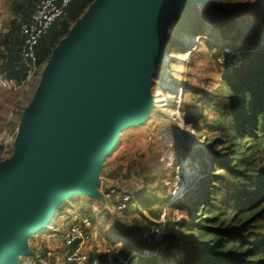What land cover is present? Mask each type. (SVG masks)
Instances as JSON below:
<instances>
[{"label": "rangeland", "instance_id": "rangeland-1", "mask_svg": "<svg viewBox=\"0 0 264 264\" xmlns=\"http://www.w3.org/2000/svg\"><path fill=\"white\" fill-rule=\"evenodd\" d=\"M23 1L0 0V46L4 47L0 49V83L4 78L1 61L5 62L6 56L14 57L4 53L8 49L3 44L4 35L7 37L15 28L20 14L18 6ZM82 1L73 0L68 9L73 12L76 4ZM262 16L264 0H206L205 4H193L181 12L174 20L166 49L155 66L151 83L155 103L150 115L124 127L113 151L96 163L99 178L131 195L133 204L127 211L110 212L113 205L104 197L79 192L62 195L46 229L26 236L33 248L28 250L34 253L20 254V264H45L42 260L45 247L48 243L57 245L60 242L77 214H86L92 221L93 238L89 243L94 250L98 243L102 249L111 248L125 256L133 251L145 254L139 264H195L187 251L193 247L194 238L182 231V225L187 217L184 205L191 197H196L200 187V181L192 182L189 173L195 171L194 164L199 159L203 162L207 157L201 151L207 144L208 130L203 125L197 127L189 123L188 115H198L203 106L209 105L214 98L211 92L225 79L226 69L235 76L244 70L247 50L256 55L262 53ZM83 18L84 15L76 21L69 19L68 30L61 28L66 18L59 19L49 32L55 35L60 28L56 45L64 41ZM246 28L256 30L258 38H247L241 31ZM43 50L41 45L37 52ZM51 59L52 54L40 62L41 74L27 88L13 91L0 85V131L15 103L21 110L15 122L21 125ZM0 149L1 163L18 153L21 147L15 140L8 150L2 152ZM205 173L201 176L203 179H206L207 170ZM163 214L164 223L160 221ZM159 223L164 225L162 235L166 242L146 246L141 233L148 226ZM200 223L205 226V222ZM12 253L6 254V261L13 262L17 257Z\"/></svg>", "mask_w": 264, "mask_h": 264}, {"label": "water", "instance_id": "water-1", "mask_svg": "<svg viewBox=\"0 0 264 264\" xmlns=\"http://www.w3.org/2000/svg\"><path fill=\"white\" fill-rule=\"evenodd\" d=\"M198 2L95 0L53 50L21 121V149L0 163V264L32 253L26 236L46 229L62 195L101 197L96 163L120 129L148 117L157 57L174 20Z\"/></svg>", "mask_w": 264, "mask_h": 264}, {"label": "trees", "instance_id": "trees-1", "mask_svg": "<svg viewBox=\"0 0 264 264\" xmlns=\"http://www.w3.org/2000/svg\"><path fill=\"white\" fill-rule=\"evenodd\" d=\"M94 1L83 0L73 12L68 9L61 28L68 30L69 19L83 16ZM22 9L19 4L18 11ZM15 27L19 33L20 26ZM59 36L60 28L41 39L40 62L58 46ZM23 45V40L18 43L20 51ZM246 56L244 70L235 76L226 69L209 105L188 115L189 123L208 130L201 151L207 156L202 162L207 176L200 179L196 197L185 203L182 225L194 238L187 251L195 264H264V52L247 50ZM9 62L10 79L23 80L25 67L16 72Z\"/></svg>", "mask_w": 264, "mask_h": 264}, {"label": "built area", "instance_id": "built-area-1", "mask_svg": "<svg viewBox=\"0 0 264 264\" xmlns=\"http://www.w3.org/2000/svg\"><path fill=\"white\" fill-rule=\"evenodd\" d=\"M72 1L40 0L35 5L30 18L21 21L19 35L23 38L24 43L22 65L26 69V76L19 82L2 77V83H0L2 88L13 91H17L22 87L27 88L41 74L37 46L41 39L48 34L52 26L67 15V9ZM20 112L21 110L18 108L17 103L13 104L8 112L6 125L0 131L2 152L8 150L9 145L18 138L20 126L17 125L15 120ZM97 190L102 198L104 197L106 201L113 205L110 212L126 211L132 203L131 195L119 188L107 185L102 177L98 182ZM160 221L163 223L166 221L165 214L161 216ZM159 225L152 226L141 233L147 246H159L160 242H165V236L163 237L162 235L164 232L162 227L164 225L161 223ZM92 226L89 216L77 214L67 231L63 234L60 242L57 245L48 243L43 252L44 259L41 256L40 258L43 261L45 260V264H139L140 259L145 257V254H140L136 251H133L129 256H125L117 254L113 249L108 248L104 252L105 257L103 259L91 258L90 255L84 252V249L93 238ZM28 249H33L30 244H28ZM36 252H39V249H36Z\"/></svg>", "mask_w": 264, "mask_h": 264}, {"label": "crops", "instance_id": "crops-1", "mask_svg": "<svg viewBox=\"0 0 264 264\" xmlns=\"http://www.w3.org/2000/svg\"><path fill=\"white\" fill-rule=\"evenodd\" d=\"M39 1L40 0H24L20 4V5H23L24 6V9H22L21 11H19L20 14H19L18 21L16 23L17 26L18 25L20 26L21 21L30 18L31 14L33 13V11L35 9V5ZM262 19H264V16H262ZM253 28H255V27H253ZM12 30H13V32H12ZM12 30L10 31V33H7V35H8L7 37H6V35H4V42H3V44L6 45V49L8 48L7 51L4 52V53L7 54V55H9V56H13L14 55V57H8V56H6V57H4V58H6V61L5 62H4V60L1 61V64L3 65L2 66L3 67L2 68V71H3L2 74H3L4 77L9 78V79H10V77H9L8 64L10 63L9 62L10 60L12 62V65H14V70L16 72L18 70H20V67L21 66H23L22 65V52H23L24 45L22 46V51H20V46H16L15 47V45L17 44V42L18 43L19 42H22L23 38L19 35L16 27L14 29H12ZM261 37L264 38V35H261ZM0 49L1 50H4V47H1L0 46ZM15 49H17V50H15ZM19 55H20V59H19ZM12 80L17 81V79H12ZM17 82H19V81H17ZM92 243H94V242H92ZM90 245L91 244L89 243V244H87L85 246L84 252H86L88 255H90L91 258H94V259L95 258L103 259L105 257V254H104V252L106 251L105 248L102 249L101 247H98L99 246L98 243H95L96 249L94 250L93 246H90Z\"/></svg>", "mask_w": 264, "mask_h": 264}, {"label": "bare ground", "instance_id": "bare-ground-1", "mask_svg": "<svg viewBox=\"0 0 264 264\" xmlns=\"http://www.w3.org/2000/svg\"><path fill=\"white\" fill-rule=\"evenodd\" d=\"M203 3V2H202ZM201 4V2H198V4L197 5H200ZM242 31H243V34H245V35H247L248 36V38H254V39H257L258 38V36H259V33L256 31V30H254V29H250V28H246V29H241ZM160 58V56H158L157 57V61H158V59ZM157 72V71H156ZM162 74V73H161ZM160 74V76H162ZM157 77H158V75H157ZM168 81V80H167ZM151 83H152V80H151ZM170 83V82H169ZM42 84L43 83H41V85H40V87L39 88H41V86H42ZM39 91H40V89H39ZM154 103H155V100H154V96H153V94H152V92H151V86H150V92H149V107H148V112H147V115L149 116L150 115V113H151V110H152V108H153V105H154ZM121 130V129H120ZM120 130L117 132V134H116V138H115V140H114V143H113V145H112V148L109 150V151H107L106 153H104L103 155H108V154H110L111 152H112V150L114 149V147H115V145H116V142H117V138H118V134H120ZM200 161H198V162H196L195 164H194V166H195V171H192L191 173H189V175H190V180L191 179H193V178H200L201 176H202V174H203V163H202V160L201 159H199ZM193 168V166H191V169ZM52 219H53V217L51 218H49V220H47L44 224H48V222H50V221H52ZM43 224V225H44ZM42 225V226H43ZM53 225V224H52ZM42 226L40 227V228H37L36 230H39V229H41L42 228ZM33 231H35V230H33Z\"/></svg>", "mask_w": 264, "mask_h": 264}]
</instances>
